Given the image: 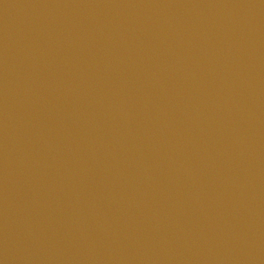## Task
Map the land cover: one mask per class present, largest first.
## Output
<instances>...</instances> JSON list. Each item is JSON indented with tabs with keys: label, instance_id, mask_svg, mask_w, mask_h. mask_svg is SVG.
Returning a JSON list of instances; mask_svg holds the SVG:
<instances>
[{
	"label": "water",
	"instance_id": "water-1",
	"mask_svg": "<svg viewBox=\"0 0 264 264\" xmlns=\"http://www.w3.org/2000/svg\"><path fill=\"white\" fill-rule=\"evenodd\" d=\"M0 264H264V0H0Z\"/></svg>",
	"mask_w": 264,
	"mask_h": 264
}]
</instances>
